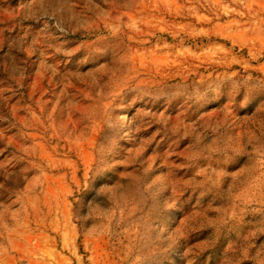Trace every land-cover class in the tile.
<instances>
[{"label":"rangeland","instance_id":"1","mask_svg":"<svg viewBox=\"0 0 264 264\" xmlns=\"http://www.w3.org/2000/svg\"><path fill=\"white\" fill-rule=\"evenodd\" d=\"M0 264H264V0H0Z\"/></svg>","mask_w":264,"mask_h":264}]
</instances>
